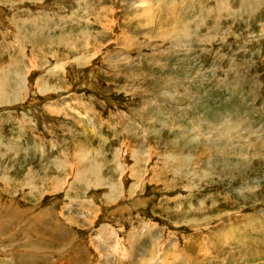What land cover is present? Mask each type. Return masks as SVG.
I'll return each instance as SVG.
<instances>
[{
    "label": "rangeland",
    "instance_id": "1",
    "mask_svg": "<svg viewBox=\"0 0 264 264\" xmlns=\"http://www.w3.org/2000/svg\"><path fill=\"white\" fill-rule=\"evenodd\" d=\"M0 81V264H264V0H0Z\"/></svg>",
    "mask_w": 264,
    "mask_h": 264
},
{
    "label": "crops",
    "instance_id": "2",
    "mask_svg": "<svg viewBox=\"0 0 264 264\" xmlns=\"http://www.w3.org/2000/svg\"><path fill=\"white\" fill-rule=\"evenodd\" d=\"M149 229L152 230V228H149ZM145 232L146 231L144 230L142 233H145ZM136 236H137V231H135V229H133L132 231L129 228L124 230V234L121 237L122 238L121 241L123 243L122 244L123 249L128 252V254H126L125 257L123 256L125 259L128 258L129 260H131V258L135 257V255L133 253H131V251L136 249V246L138 244L139 240L136 239ZM110 240L112 241V239H110ZM103 244H105L106 249L108 250V255H109V256L107 255L105 257H107L108 259L111 258V260H112V258H114L112 256V254H114V251H110L111 249H113V247H110V246L108 247V244H110V242L108 241L107 237L105 238V243H103ZM98 251L100 252V249ZM115 253H116V251H115ZM111 260H110L109 264H111Z\"/></svg>",
    "mask_w": 264,
    "mask_h": 264
},
{
    "label": "bare ground",
    "instance_id": "3",
    "mask_svg": "<svg viewBox=\"0 0 264 264\" xmlns=\"http://www.w3.org/2000/svg\"><path fill=\"white\" fill-rule=\"evenodd\" d=\"M247 3V2H246ZM191 6V5H190ZM203 8H205V7H203ZM204 10H207V9H204ZM143 11V10H142ZM209 11V10H208ZM138 17V16H137ZM175 23V22H174ZM181 24V23H180ZM176 25V24H175ZM177 27V26H176ZM188 28V27H187ZM176 29V28H175ZM187 30V29H186ZM172 31H173V29H172ZM183 31H185L184 30V27L182 26H180V27H178V31H175V33H174V31H173V34H171V36H176V38H183L184 37V35H183V33H185V32H188V31H185V32H183ZM188 34H189V32H188ZM141 36V35H140ZM137 38V37H136ZM153 38V37H152ZM151 38V39H152ZM155 38V37H154ZM164 40V39H163ZM137 41V40H136ZM143 42V41H142ZM148 43H150V42H148ZM153 43V42H152ZM142 44V43H141ZM177 57V56H176ZM17 63V62H16ZM20 63V62H19ZM14 75V74H13ZM16 75V74H15ZM15 78V77H14ZM22 78H24V76L22 77ZM16 79V78H15ZM18 79V78H17ZM1 82V81H0ZM16 82H17V80H16ZM20 82V81H19ZM18 82V83H19ZM3 84V83H2ZM5 84V83H4ZM4 88V87H3ZM15 95H17L18 96V94H15ZM135 152V151H134ZM117 160V159H116ZM92 169V168H91ZM94 170H95V168H93ZM89 171V170H88ZM79 172V171H78ZM77 172V173H78ZM78 174H80V173H78ZM83 175H84V173H83ZM84 178V177H83ZM93 179V178H92ZM112 189H115V186L113 185L112 187H111ZM194 246V245H193ZM162 258V257H161ZM164 258V257H163ZM175 258V259H174ZM172 257V260H175L174 262L173 261H167V259L166 258H164L166 261H163V260H161V261H163L162 262V264H176V262H178V264H184L185 262L183 261V258H179V257ZM182 259V260H181Z\"/></svg>",
    "mask_w": 264,
    "mask_h": 264
}]
</instances>
